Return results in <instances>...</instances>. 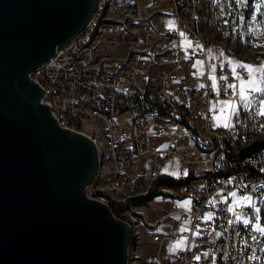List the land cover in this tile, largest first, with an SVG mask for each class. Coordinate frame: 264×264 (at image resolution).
I'll return each instance as SVG.
<instances>
[{"label": "built area", "instance_id": "1", "mask_svg": "<svg viewBox=\"0 0 264 264\" xmlns=\"http://www.w3.org/2000/svg\"><path fill=\"white\" fill-rule=\"evenodd\" d=\"M218 1L98 0L84 28L29 74L56 123L95 144L98 166L85 192L130 226L127 264H264L256 230L264 228V146L256 148L264 143V74L247 106L233 95V68L244 59L228 72L229 61L208 53L214 40L205 28L219 42L231 36ZM229 45L234 55L237 44ZM235 73L248 78L244 68ZM228 101L235 113L221 111ZM172 161L178 175L165 170ZM160 177L183 183L155 187ZM156 197L172 202L150 219L145 209Z\"/></svg>", "mask_w": 264, "mask_h": 264}, {"label": "water", "instance_id": "2", "mask_svg": "<svg viewBox=\"0 0 264 264\" xmlns=\"http://www.w3.org/2000/svg\"><path fill=\"white\" fill-rule=\"evenodd\" d=\"M98 0H0V264H127L130 226L87 197L95 144L59 126L29 74Z\"/></svg>", "mask_w": 264, "mask_h": 264}, {"label": "rangeland", "instance_id": "3", "mask_svg": "<svg viewBox=\"0 0 264 264\" xmlns=\"http://www.w3.org/2000/svg\"><path fill=\"white\" fill-rule=\"evenodd\" d=\"M218 2L222 5L218 6L217 17H229V30L231 31V36L226 41L219 42L217 34L213 32V29L209 27L205 28L206 32L210 34L214 40L212 47L217 49V55L215 57L229 61L228 72L232 71V64L235 63L238 58L244 59L243 62L251 65L254 69L261 68V66L264 65V4H261V10L257 11L256 5L260 3V0H219ZM232 39L237 44V49L234 55L227 51V48L231 47L229 43L231 44ZM255 50L258 51L257 54L255 53ZM263 74L264 73L260 72L255 74L258 85ZM84 130L90 132L91 127L85 125ZM149 161L150 159L142 160L138 165V172H142L146 167H149ZM165 170L169 171L172 175H178L179 170L177 167V161H172ZM171 202L172 201L169 198L156 197L155 203L152 207L153 210L145 209V212L150 219H154L156 215L154 210L163 205H170ZM178 244L180 247L181 243L162 247L160 250V257L163 258L166 255L174 254L179 248L176 247ZM192 245L193 244H191V246ZM153 247L151 249H153ZM147 255L153 257L152 251L148 249Z\"/></svg>", "mask_w": 264, "mask_h": 264}, {"label": "snow or ice", "instance_id": "4", "mask_svg": "<svg viewBox=\"0 0 264 264\" xmlns=\"http://www.w3.org/2000/svg\"><path fill=\"white\" fill-rule=\"evenodd\" d=\"M261 4H264V0H260V3H258L256 5L257 11L261 10ZM235 67H241L244 68L249 75V78L247 80H242L240 79V77L238 75H236L235 73ZM235 67L233 68V73H234V78L239 80V84H229L228 87L233 89V95H237L239 96L240 101H243L245 103V105H248V101H249V96L248 93H259L262 91V89L259 87L257 80H256V73L260 72V73H264V65L261 66V68L259 69H254L251 65L248 64H242V63H238L235 65ZM201 87H203V85H201ZM216 87L215 84V80L213 78V88ZM223 103V107L221 108V111L224 113H227L229 110H231L233 113H235L236 110V105L235 103L228 101V102H222ZM259 115L260 116H264V100L260 101V109H259ZM225 127H230V125H228L227 123L224 125ZM235 194L233 193V196ZM245 200H247L248 198L245 197ZM239 219V217H238ZM245 224L248 223L247 220L244 221ZM258 231H260L261 233H264V228H260L259 225H257V229ZM176 247H179V244L176 245Z\"/></svg>", "mask_w": 264, "mask_h": 264}, {"label": "trees", "instance_id": "5", "mask_svg": "<svg viewBox=\"0 0 264 264\" xmlns=\"http://www.w3.org/2000/svg\"><path fill=\"white\" fill-rule=\"evenodd\" d=\"M259 146H264V143H261V144L257 145L256 148H258ZM182 183H183V180H181V181H175V180H173V179L170 178V177H160V178H158V179L155 180V182H154V186L156 187L157 185H165V186H169V187H176V186H178V185H180V184H182ZM155 187H154V188H155ZM154 188H152V189L148 192L147 195H145V196H143V197L137 199L136 202H137L138 204H141V203L144 202L145 200H147V199H149L150 197L154 196V195H155V189H154Z\"/></svg>", "mask_w": 264, "mask_h": 264}, {"label": "crops", "instance_id": "6", "mask_svg": "<svg viewBox=\"0 0 264 264\" xmlns=\"http://www.w3.org/2000/svg\"><path fill=\"white\" fill-rule=\"evenodd\" d=\"M143 1H145V0H143ZM186 37H187V35H185ZM185 43H191V41H185ZM192 43H193V41H192ZM208 53L211 55V56H216L217 55V49L216 48H214V47H211L209 50H208ZM184 224V226H186L187 225V223H183ZM163 227H164V225H160L159 226V228H158V230H163ZM146 246L147 247H149V249H151L152 247H153V244L151 243V242H147L146 243ZM177 251V250H176Z\"/></svg>", "mask_w": 264, "mask_h": 264}]
</instances>
